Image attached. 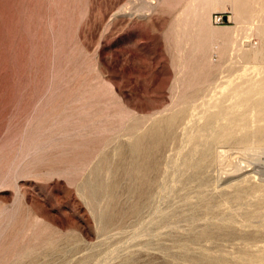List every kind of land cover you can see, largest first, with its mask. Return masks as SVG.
Here are the masks:
<instances>
[{
    "label": "rangeland",
    "instance_id": "1",
    "mask_svg": "<svg viewBox=\"0 0 264 264\" xmlns=\"http://www.w3.org/2000/svg\"><path fill=\"white\" fill-rule=\"evenodd\" d=\"M240 12L0 0V264H264V148H240L264 122L209 131L208 101L264 79V0ZM220 152L252 171L220 181Z\"/></svg>",
    "mask_w": 264,
    "mask_h": 264
},
{
    "label": "bare ground",
    "instance_id": "2",
    "mask_svg": "<svg viewBox=\"0 0 264 264\" xmlns=\"http://www.w3.org/2000/svg\"><path fill=\"white\" fill-rule=\"evenodd\" d=\"M210 1H212L213 3H216V1L218 3L229 1L233 5L235 10H237L238 13H241L240 12L241 2H243L244 0H210ZM262 29H264V24H262V25L260 24L257 27V30H262ZM259 37H260V35H259ZM263 51H264V48L260 47L258 49V51H256L255 56L264 57ZM254 66H256V65H254ZM251 75L264 76V66L260 65L259 69L255 73L253 72ZM237 81L236 82L234 81L235 84H231L230 86H227L226 89H225V87H223V90L220 91L221 94L214 97V99L212 101H208V103H207V108L211 109V114H214L216 116V118H215L216 121H213L210 124L211 125V127H210L211 130H209L211 132L210 137L211 136H214V137L218 136L217 128L215 127L217 125L223 131L225 129H230V132L226 135H223V136L229 135L232 137V135L236 131H231V129L235 128L237 125H242V126H244V128H241L240 130L243 132L245 129V125L247 124V120H246L247 118L255 119L256 117H258V119L256 121L264 122V79H257V78L251 79L250 78V79H246V80L242 79L241 81H239V80H237ZM227 83H229V82H227ZM180 108H181V106H180ZM203 123H204V121H203ZM205 123H206V121H205ZM205 127H206V125H205ZM221 130H219V131H221ZM236 130H238V129H236ZM209 140H210V138H209ZM245 141L247 143L243 144L242 147H240L241 150H243V152L245 151L248 153L250 151H252V152L256 151L258 153V151L260 152L261 149L264 148V135L257 137L256 133H253L250 135V137L248 139H245ZM209 144H210V142H209ZM202 145H203V143H202ZM237 151H238V149H237ZM223 152L219 153V162L221 164V163H224V161L228 160L227 162L230 163L229 164L230 168L228 166L229 171L226 170L225 174L220 175V177H219L220 181H227L230 176L242 177V176H245L246 174L249 175L250 171H252V167H251V166H253L252 164L249 165V163H245V164H248V165H245L243 163H240L239 161L237 162L232 157L231 158L227 157V156H230L231 154L228 155V153H226V155H227L226 156L225 153H223ZM245 156H247V155L245 154ZM216 157H217V154H216ZM226 158H228V159H226ZM257 160H259V159H257ZM250 162H252V161L250 160ZM255 170H256V168H255ZM243 180H245V179H243ZM243 180L241 179L240 181L243 182ZM236 181H237V179H236ZM231 184H233V183H231Z\"/></svg>",
    "mask_w": 264,
    "mask_h": 264
},
{
    "label": "crops",
    "instance_id": "3",
    "mask_svg": "<svg viewBox=\"0 0 264 264\" xmlns=\"http://www.w3.org/2000/svg\"><path fill=\"white\" fill-rule=\"evenodd\" d=\"M264 20V19H263ZM255 50H253V49H251V51H250V58H255V59H262V60H264V58L263 57H259V56H255Z\"/></svg>",
    "mask_w": 264,
    "mask_h": 264
}]
</instances>
